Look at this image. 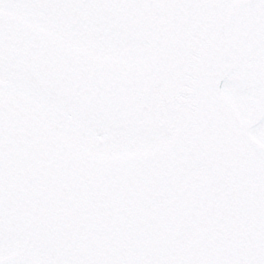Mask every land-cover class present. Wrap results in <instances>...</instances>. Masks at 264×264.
Segmentation results:
<instances>
[{
    "label": "snow or ice",
    "instance_id": "obj_1",
    "mask_svg": "<svg viewBox=\"0 0 264 264\" xmlns=\"http://www.w3.org/2000/svg\"><path fill=\"white\" fill-rule=\"evenodd\" d=\"M0 264H264V0H0Z\"/></svg>",
    "mask_w": 264,
    "mask_h": 264
}]
</instances>
